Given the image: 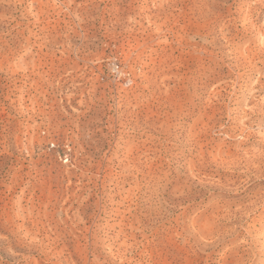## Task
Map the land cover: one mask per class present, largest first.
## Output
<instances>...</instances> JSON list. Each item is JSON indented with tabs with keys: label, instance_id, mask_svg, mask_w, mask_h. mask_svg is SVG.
Returning <instances> with one entry per match:
<instances>
[{
	"label": "rangeland",
	"instance_id": "1",
	"mask_svg": "<svg viewBox=\"0 0 264 264\" xmlns=\"http://www.w3.org/2000/svg\"><path fill=\"white\" fill-rule=\"evenodd\" d=\"M0 264H264V0H0Z\"/></svg>",
	"mask_w": 264,
	"mask_h": 264
},
{
	"label": "built area",
	"instance_id": "2",
	"mask_svg": "<svg viewBox=\"0 0 264 264\" xmlns=\"http://www.w3.org/2000/svg\"><path fill=\"white\" fill-rule=\"evenodd\" d=\"M67 159H68V158H67V155H64V156H63V160H64V161H67Z\"/></svg>",
	"mask_w": 264,
	"mask_h": 264
}]
</instances>
